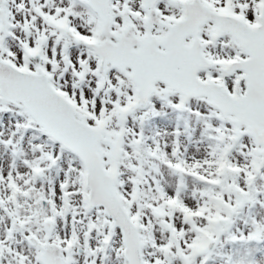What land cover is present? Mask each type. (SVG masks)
<instances>
[{"label": "snow or ice", "instance_id": "snow-or-ice-1", "mask_svg": "<svg viewBox=\"0 0 264 264\" xmlns=\"http://www.w3.org/2000/svg\"><path fill=\"white\" fill-rule=\"evenodd\" d=\"M0 264H264V0H0Z\"/></svg>", "mask_w": 264, "mask_h": 264}]
</instances>
